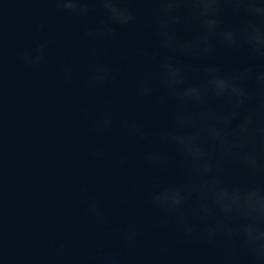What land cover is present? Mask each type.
Here are the masks:
<instances>
[{
	"label": "clouds",
	"instance_id": "9594fccd",
	"mask_svg": "<svg viewBox=\"0 0 264 264\" xmlns=\"http://www.w3.org/2000/svg\"><path fill=\"white\" fill-rule=\"evenodd\" d=\"M16 2L0 0V264H264V0H27L85 22L76 34L87 45L83 75L63 55L57 71L65 88L83 87L76 115L94 172L91 183L73 170L60 179L87 226L13 255L2 94L4 19ZM139 28L147 43L110 53L106 45ZM52 44L38 37L15 59L39 72ZM237 57L234 68L224 62Z\"/></svg>",
	"mask_w": 264,
	"mask_h": 264
},
{
	"label": "water",
	"instance_id": "95a60500",
	"mask_svg": "<svg viewBox=\"0 0 264 264\" xmlns=\"http://www.w3.org/2000/svg\"><path fill=\"white\" fill-rule=\"evenodd\" d=\"M8 7L11 11L4 19L2 94L3 215L9 251L17 255L32 251L37 241L73 234L87 226L77 193L65 189L60 179L66 171L73 170L91 183L94 166L86 161L89 140L76 115V108L86 99L83 87L78 82L65 88L57 71V58L63 55L77 59L83 75L87 45L79 42L76 34L85 22L41 13V9L51 6L27 0ZM41 19L46 31L31 32L30 25ZM38 37L53 44L46 67L33 72L18 63L14 53ZM137 41L148 42L146 29L125 32L106 47L110 53L119 54L126 45ZM242 60L226 58L224 62L234 68ZM103 95L113 93L109 90ZM116 95L124 98L126 86ZM136 211L147 215L143 209ZM117 216L122 218L119 210Z\"/></svg>",
	"mask_w": 264,
	"mask_h": 264
}]
</instances>
